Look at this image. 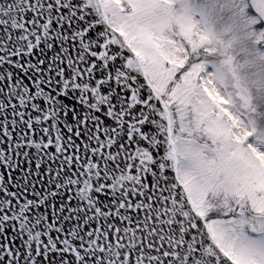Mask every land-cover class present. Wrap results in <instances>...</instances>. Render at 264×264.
Returning <instances> with one entry per match:
<instances>
[{
    "label": "snow or ice",
    "instance_id": "1",
    "mask_svg": "<svg viewBox=\"0 0 264 264\" xmlns=\"http://www.w3.org/2000/svg\"><path fill=\"white\" fill-rule=\"evenodd\" d=\"M0 264H264V0H0Z\"/></svg>",
    "mask_w": 264,
    "mask_h": 264
},
{
    "label": "trees",
    "instance_id": "2",
    "mask_svg": "<svg viewBox=\"0 0 264 264\" xmlns=\"http://www.w3.org/2000/svg\"><path fill=\"white\" fill-rule=\"evenodd\" d=\"M162 96L167 100V102H169V100L167 99L168 97V93H162ZM170 103V102H169ZM171 105V104H170Z\"/></svg>",
    "mask_w": 264,
    "mask_h": 264
},
{
    "label": "rangeland",
    "instance_id": "3",
    "mask_svg": "<svg viewBox=\"0 0 264 264\" xmlns=\"http://www.w3.org/2000/svg\"><path fill=\"white\" fill-rule=\"evenodd\" d=\"M164 99H165V98H164ZM165 100H166V99H165ZM166 102H167V101H166ZM166 104L169 105L168 102H167ZM169 107H170V105H169Z\"/></svg>",
    "mask_w": 264,
    "mask_h": 264
}]
</instances>
